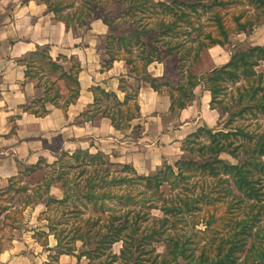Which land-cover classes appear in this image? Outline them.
<instances>
[{"label":"trees","instance_id":"16d2710c","mask_svg":"<svg viewBox=\"0 0 264 264\" xmlns=\"http://www.w3.org/2000/svg\"><path fill=\"white\" fill-rule=\"evenodd\" d=\"M33 1L47 5L55 20L63 22L72 30L89 29L90 21L94 19L97 11L104 12L111 2V0ZM114 2L119 6L127 4L128 8L116 17H101L104 24L112 31L104 38L105 52L109 60L104 62L103 67L110 69L115 61L123 60L130 67L131 73H135L139 80L149 84L158 93H162L161 80L146 73V69L153 63H163L166 58L180 56L179 61L185 64V54L192 50L195 52V63L206 50L215 46H227L231 42V36L250 34L264 23V0H247L246 6L251 10L236 16L233 20L234 26L227 23V14H223L232 0H116ZM206 12H211V15L204 22L203 16ZM123 25L128 26L129 30L121 32ZM68 62L71 64L70 68L65 66ZM21 63L27 68V78L37 80L38 86L45 91L42 99L33 101L31 106L26 108L27 112L38 117H45L49 114L47 105L66 110L79 99L81 93L79 74L82 68L73 58L61 56L54 60L49 53V48L45 47L38 48ZM261 65L264 66V47H251L236 52L227 65L216 68L201 77L189 72L187 79L179 84L177 90L169 89L168 91L172 98V112L185 109L194 100V90L198 86H203L211 93L213 109H222V104L217 103V99L226 89L234 86L236 94H233L232 99H235L239 109L237 116L243 119L247 118V115L254 119L259 116L264 117V71L258 72ZM60 83H63L67 89L66 95L61 92ZM166 86L169 87L167 84ZM120 89L126 93L123 101L117 94L107 92L101 87L93 88L91 91L94 94L95 103L82 114L83 120L93 121L101 114V117L110 119L116 130L130 128V123L140 117V107L137 103L140 87L133 88L123 79ZM61 101H64L63 104L60 103ZM224 110L221 111L225 112ZM227 130L225 132L203 127L186 139L183 151L191 152L192 150L188 148L191 141L207 137L210 145H202L199 151L203 152L200 153L202 157L209 156V160L196 163L193 160L182 159L175 165L165 164L152 176L139 175L131 166L114 163L101 152L94 155L81 150L72 155L63 152L55 164L47 167L52 168L61 164L63 167L68 165L71 168H77L78 174L82 176L83 186L80 187L81 182L77 178L62 173L51 179L45 176L42 183L37 186L38 188L32 191L30 184H20L23 183L24 175L30 177L43 168L45 161L40 160L38 165L28 168L25 174L13 179L9 188L0 194V220L4 218V227L8 226L9 221L11 225L18 222L13 217L15 212L12 210L17 196L26 197L25 206L20 214H23L27 207L43 201L46 197L47 210L42 215H46L49 233L38 232L37 236L39 241L49 235H54L56 238L58 244L52 264H57L62 255L75 256L79 263L85 258L88 264H180V260L186 264H240L237 255L238 230L239 227L249 225V221L232 222L231 220L225 229L235 232L229 238H225L223 231L212 230L210 226L213 221L210 216L207 222V231L211 232L209 242L206 247H203L199 257H196L195 248L188 245L189 239L183 237L177 239L171 234L177 224L187 220V198L165 197L160 207L150 206L148 210H143L132 200L130 188L103 191L106 186H112L113 182L116 186L132 183L130 175H133L143 181L146 188L158 195L162 184L169 183L176 188L180 181L187 182V174L194 172L203 176L221 177V183L235 185L243 195V198L237 199L238 203L241 206L248 205L246 209L257 211L254 217L261 215L264 220L261 186L257 183L264 182V162L253 164L255 169H251V160L241 164L240 146L236 140L239 136L247 137L248 142L242 146V150L253 154L254 158L257 156L261 159L264 158V132L257 137L258 140L255 143L251 144L248 138L255 137L245 132L243 128H230V130L227 128ZM135 131L140 135L141 126H137ZM222 154L237 160L238 164L234 166L221 160ZM115 165L121 166L124 175L110 180L113 174L111 167ZM258 174L262 178L257 181ZM223 176L230 178L227 180ZM176 180L179 181L175 182ZM57 181H60L65 188L62 199L51 196V189ZM76 189L81 191L82 199H85V209L91 205L92 214L87 218L83 216L84 212L78 208L77 202L74 203L76 200L69 202L72 194L76 193ZM31 192L34 193L31 194ZM112 192L119 194L117 198L122 201L120 210H106L105 206L97 205L100 200L105 201L100 199L101 197L111 198ZM54 205L63 206L66 208V213L72 215L68 221L71 223L72 230L76 225L74 230H70L65 237L64 230L58 232L49 216ZM155 210L162 212L164 217H154L152 212ZM95 213L100 215L96 216ZM104 214H106L105 217ZM172 218L177 222L173 223ZM256 227L259 234L264 233L261 225ZM67 238L69 241L64 242ZM72 242L73 246L69 247V243ZM79 243L82 244L81 252ZM161 243L166 246L164 255L159 254L156 247ZM117 244L122 245L119 253L114 252ZM254 248H257L255 251H261L260 257H263L264 242L260 247ZM251 257L254 258V252ZM247 260L249 261V258Z\"/></svg>","mask_w":264,"mask_h":264},{"label":"crops","instance_id":"0c3cea01","mask_svg":"<svg viewBox=\"0 0 264 264\" xmlns=\"http://www.w3.org/2000/svg\"><path fill=\"white\" fill-rule=\"evenodd\" d=\"M110 33L111 29L102 20H91L89 29L72 30L55 20L47 5L41 2L0 0L2 192L9 188L13 179L38 165L40 160L45 161L43 168L31 176L55 164L63 152L72 155L80 150L93 155L101 152L114 163L131 166L139 175H152L165 164L175 165L182 160L186 139L199 129L217 130L221 114L211 107L212 95L203 86L196 87L195 98L185 109L172 112L171 95L158 93L149 84L143 83L135 73H131L125 61H115L110 69H105L104 62L109 60V56L105 52L104 38ZM230 41L227 46H215L204 52L214 66L212 70L227 65L238 50L264 47V23L250 34L231 36ZM45 47L49 48L54 60L61 56L73 58L81 65V93L79 99L66 110L49 104V114L38 117L27 112L26 108L33 101L42 99L45 91L38 86L37 80L27 78V68L21 61L38 48ZM65 66L70 68V62ZM123 79L133 88L140 87L137 98L140 117L130 123V128L121 131L116 130L110 119L101 117V114L95 120L85 122L82 114L95 103L91 90L101 87L117 94L123 101L126 96L120 89ZM60 86L61 92L66 95L68 91L64 84L60 83ZM137 126H141L140 135L135 131ZM30 177L24 175L22 184H26L25 180ZM54 188L57 189L53 185L51 196L62 199L65 193L62 198L55 196ZM31 206L27 207L33 213L29 224L39 220L47 210L45 201ZM33 227L23 231L10 247H0V264H52L58 244L56 238L49 235L39 241L37 233H49V229L47 226ZM57 264L88 262L84 258L79 263L75 256L62 255Z\"/></svg>","mask_w":264,"mask_h":264},{"label":"rangeland","instance_id":"374dc122","mask_svg":"<svg viewBox=\"0 0 264 264\" xmlns=\"http://www.w3.org/2000/svg\"><path fill=\"white\" fill-rule=\"evenodd\" d=\"M111 0L109 8L103 11H97L94 15L95 20H102V16L108 17H116L121 11H125L128 8V5L119 6L117 3ZM247 0H232V3L227 8V11L223 12V14H227V23L229 25L234 26L233 20L236 16H239L241 12L249 11L251 8L246 6ZM238 14V15H237ZM211 15V12H206L203 21L206 22ZM129 30L128 26H121L120 31L126 32ZM112 32V31H111ZM238 47V46H237ZM239 49V48H238ZM163 50V49H162ZM239 51V50H238ZM235 54V53H234ZM185 64L179 61L180 56L176 58H166L163 63H154L150 65L146 69V73L150 76H153L157 79L161 80V84L163 85L160 89L161 92L169 93V89L177 90L179 84L186 80L189 72H192L195 76L201 77L202 75L209 73L214 66L210 62L209 55L204 53L201 58L194 63L195 52L192 50L190 53H186ZM138 66H142L138 64ZM142 69V67H140ZM264 71V66L258 68V72ZM169 85V87L166 86ZM233 94H236V87L232 86L229 89H226L222 95L217 99V103L222 104V109H225V112H222L220 108H218V112L221 114V117L218 122L217 131H228L227 128H243L245 132L253 135L255 138H248L251 144L255 143L258 140V136H260L264 132V117L259 116L257 119H254L250 115H247V118H240L237 116V111L239 110L235 104V99H232ZM234 117V118H233ZM225 127H227L225 129ZM238 141V146H240V163L244 164L248 160H251V169H255L253 164H258V162H264V158H254L253 154H248L247 151L242 150V146L248 142L247 137L239 136L236 138ZM202 145H210V140L207 137L202 138L201 140L191 141L188 145V148L192 150L191 152H185L183 155V159L189 160L196 163H200L203 160H209V156H201L200 147ZM57 148V145H54ZM205 153V150H204ZM221 160L227 162L230 165L236 166L238 164L237 160H234L230 156L226 154H222L220 156ZM54 162V161H52ZM52 165V164H51ZM257 169V167H256ZM112 175L110 176V180L112 178H120L123 176L122 168L120 165H115L111 167ZM77 168H71L68 165L63 167L61 164H58L52 168H45L44 172L38 173L36 175L31 176L29 179L25 180V182L32 188V191L38 188L37 184H40L43 180V176L46 175L49 179L53 177H58L60 174L65 173L69 174L72 178H77L80 181V187L83 186L82 176L78 174ZM157 173V172H156ZM156 173L152 174L155 175ZM148 175V176H152ZM187 182L180 181L176 188L171 186L169 183L162 184L160 188V192L157 195L153 190H150L145 187L144 182L139 180L137 177L130 175L132 178V183L125 184L122 183L121 186H116L115 182H113L112 186H106L107 189L119 188V190H124L125 188H130V193L132 196V200L137 204V206L142 208L143 210H148L150 206H161L162 199L165 197L171 196H179L180 198H187L188 208H187V220L188 222H180L176 227L172 229L171 234L175 238L183 237L184 239H189L188 245L194 249L195 256L199 257L203 247L207 246L209 242L210 234L209 230L207 231V222L210 220V216L212 218L213 224L210 226L212 230H220L223 231V236L225 238H229L235 231L225 229V226L230 224V221L234 222H246L249 221L250 227L247 226L239 227L238 230V239L237 242V255H238V263L240 264H264V255L260 257L261 251H255L254 248L260 247L264 242V233L259 234V230L257 229V225H261L264 228V220L261 218V215L254 217L253 210L246 209L248 205L243 204L241 206L238 203V198H243V195L235 185H230V183H221V177H212L209 175H201L199 173H189ZM171 176V175H170ZM224 179H229L230 177L223 176ZM262 176L260 174L257 175V181L260 180ZM171 180V177H170ZM176 180L175 182H178ZM119 182V181H118ZM143 183V184H142ZM259 186H261V195H262V205H264V182H257ZM23 185V184H20ZM19 185V186H20ZM1 187V185H0ZM54 192L55 196L61 197L65 193V188L60 181H57L54 184ZM0 188V194L2 193ZM106 192V191H105ZM34 192H31L33 194ZM113 193V192H112ZM81 191L76 189V193L72 194L69 202L74 203L77 202L78 208L84 212V217L87 218L90 214H92L91 205L85 209L84 203L85 199H82ZM119 195V194H118ZM118 195L113 193L111 198L101 197L100 199H105V201L100 200L97 204L105 206L106 210H120L122 208V201L118 199ZM116 196V197H115ZM120 196L122 194L120 193ZM182 199V200H183ZM46 200V197L43 198V201ZM245 200V199H244ZM102 202L104 204H102ZM179 201H177L178 203ZM26 197L24 195H19L16 197L15 202L12 205V210H14L15 214L13 217L17 219V223L11 225V221H9L8 226L4 227L3 221L0 220V247H10L12 245V241L22 234L23 231L28 230L29 228H34L33 226H48V221L45 220L46 215H42L39 220H36L33 224H29V218L33 216L30 208H27L23 214H20L22 208L25 206ZM252 204V202L250 203ZM6 205V204H5ZM4 205V206H5ZM69 205V203L67 204ZM260 205V204H259ZM258 205V206H259ZM32 207V206H30ZM127 208V207H123ZM66 208L63 206L54 205L52 207V211L49 213L51 220L54 222L53 226L58 232L60 230H64V237L70 230H72L71 223L68 221L72 218V215H68L66 213ZM65 210V211H64ZM264 211V210H263ZM154 217L163 218L164 215L159 210H155L152 212ZM96 216H99L100 213H95ZM106 214H104V217ZM28 219V220H27ZM20 220V221H19ZM60 221V223H57ZM172 222H177L176 219L172 218ZM231 222V223H232ZM253 222V223H252ZM256 225V226H255ZM76 227V225L73 227ZM238 228V227H237ZM72 230V231H73ZM184 234V235H183ZM69 238L64 240V242H68ZM73 242L69 243V247L73 246ZM80 252L82 249V244L79 243ZM122 245L117 244L114 247V252L119 253ZM158 253L164 255L166 253V246L164 243L156 245ZM254 248V250H253ZM254 252V258L251 257ZM249 258V261L247 260ZM180 264H186L183 260H180Z\"/></svg>","mask_w":264,"mask_h":264}]
</instances>
